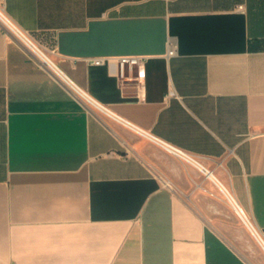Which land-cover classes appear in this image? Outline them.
<instances>
[{
    "label": "crops",
    "instance_id": "0c3cea01",
    "mask_svg": "<svg viewBox=\"0 0 264 264\" xmlns=\"http://www.w3.org/2000/svg\"><path fill=\"white\" fill-rule=\"evenodd\" d=\"M5 7L93 98L198 157L264 234V0ZM123 55L145 59L143 78H119ZM189 168L0 23V264H251Z\"/></svg>",
    "mask_w": 264,
    "mask_h": 264
},
{
    "label": "built area",
    "instance_id": "2783aa9c",
    "mask_svg": "<svg viewBox=\"0 0 264 264\" xmlns=\"http://www.w3.org/2000/svg\"><path fill=\"white\" fill-rule=\"evenodd\" d=\"M241 9L244 8L243 5L239 6ZM0 23L2 26H4L6 29L14 33L26 46L27 48L42 62L44 66H46L48 69H50L57 78H59L75 95L83 99L85 102L89 103L93 107H95L105 118L118 122L121 125L129 128L130 130L134 131L138 135H140L143 138H146L147 140L151 141L152 143L158 145L166 152L179 157L185 162H188L192 165H194L196 168H198L200 171H202L204 174H206L209 177H212L209 175L210 170L200 161L198 157L190 153L189 151L157 136L153 132L144 129L140 127L139 125L135 124L134 122L130 121L129 119L125 118L124 116L118 114L114 110H112L110 107L106 106L105 104L97 101L95 98H93L89 93H87L85 90H83L79 85H77L73 79L63 70L61 69L56 62H53V66L50 65L44 58V55L37 51L35 48L38 46L41 49H43L38 43H36L30 35L23 30L7 13L6 7H5V0H0ZM43 51H45L43 49ZM46 52V51H45ZM47 53V52H46ZM178 53V44L176 41L171 40L170 42V48H169V55H175ZM118 65H119V78L121 80L133 77V71L134 68H138V75L134 76L135 78H143V73L145 70V59L143 57L137 56V55H123L117 58ZM90 62L93 64H103L106 62L105 57H99V58H93L90 59ZM141 87L144 88V83L142 82ZM144 92L142 91V95ZM233 193V192H232ZM232 199L228 201L233 206L237 208H234L237 212V214L240 216L242 221L245 223L249 231L257 238L259 241L264 243V234L261 229H259L255 223L250 219L248 216L246 210L243 206L239 203L237 197L232 194ZM230 204V205H231Z\"/></svg>",
    "mask_w": 264,
    "mask_h": 264
},
{
    "label": "rangeland",
    "instance_id": "374dc122",
    "mask_svg": "<svg viewBox=\"0 0 264 264\" xmlns=\"http://www.w3.org/2000/svg\"><path fill=\"white\" fill-rule=\"evenodd\" d=\"M177 159L191 167L189 171H185L186 176L193 178L202 191L211 197L212 213L218 214L227 223V233L234 239L240 252L246 255L251 264H264L263 247L259 240L249 231L234 206L228 202L230 198L221 190L212 177L207 176L194 165L183 161L179 157Z\"/></svg>",
    "mask_w": 264,
    "mask_h": 264
},
{
    "label": "bare ground",
    "instance_id": "6f19581e",
    "mask_svg": "<svg viewBox=\"0 0 264 264\" xmlns=\"http://www.w3.org/2000/svg\"><path fill=\"white\" fill-rule=\"evenodd\" d=\"M37 51H39V52H41L43 55H44V58H45V60L50 64V65H54L53 64V61H52V59L47 55V53L45 52V51H43V49H41L40 47H36L35 48ZM209 175H211L212 176V178H213V180L217 183V185L218 186H220V188H221V190L222 191H224L225 192V194L230 198V200H233L232 199V191H230L229 189H228V187H227V185L225 184V182L220 178V177H218L217 175H215L211 170H210V172H209ZM228 198V199H229ZM229 200V201H230ZM233 206V205H232ZM234 208H236L235 206H234ZM236 210H237V208H236ZM259 240V239H258ZM260 242V244H261V246L263 247V249H264V243H262L261 241H259Z\"/></svg>",
    "mask_w": 264,
    "mask_h": 264
}]
</instances>
